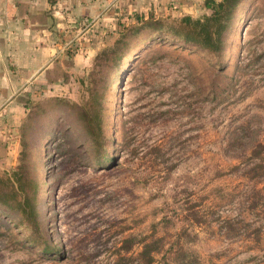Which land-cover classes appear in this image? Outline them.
Masks as SVG:
<instances>
[{
  "label": "rangeland",
  "instance_id": "obj_1",
  "mask_svg": "<svg viewBox=\"0 0 264 264\" xmlns=\"http://www.w3.org/2000/svg\"><path fill=\"white\" fill-rule=\"evenodd\" d=\"M206 10L121 3L112 27L90 17L64 33L68 56L90 55L60 66L66 92L25 80L0 141V192H27L36 217L0 203V264H264V0L239 1L221 53L176 38L180 16ZM136 14L160 26L111 60L92 136L94 55Z\"/></svg>",
  "mask_w": 264,
  "mask_h": 264
},
{
  "label": "crops",
  "instance_id": "obj_2",
  "mask_svg": "<svg viewBox=\"0 0 264 264\" xmlns=\"http://www.w3.org/2000/svg\"><path fill=\"white\" fill-rule=\"evenodd\" d=\"M163 1L0 0V141L9 140L10 133L4 128L17 122L22 111L17 94L25 80L42 82L45 84L43 89L50 92H66L71 68L63 70L69 72L68 81L64 83L60 66L67 65V59L90 56L77 52L68 56L64 33L93 17L98 21L102 19L100 31L107 25L112 27V19L121 10V3L129 10L145 12ZM177 5L180 9L191 8L194 13L207 11L203 0H182L181 3L177 0Z\"/></svg>",
  "mask_w": 264,
  "mask_h": 264
},
{
  "label": "trees",
  "instance_id": "obj_3",
  "mask_svg": "<svg viewBox=\"0 0 264 264\" xmlns=\"http://www.w3.org/2000/svg\"><path fill=\"white\" fill-rule=\"evenodd\" d=\"M240 0H203V5L209 10L201 16L192 17L189 14L180 16L175 32L176 38L183 43L193 44L209 51L221 53L226 46V36L230 29V21L232 14ZM136 16L137 24L130 26L126 31H122L120 35L114 38L109 47L100 49L94 55V63L88 72V81L86 90L88 93L85 113L86 124L84 130L92 136L100 135L101 121L103 117V98L106 94L108 78L110 74L111 60L119 61L129 51V42L127 36L137 35L142 27H150L152 30L160 26V20L149 18L143 19ZM168 33V32H167ZM170 33V32H169ZM118 63V62H117ZM256 145H261L259 141ZM19 174V173H18ZM17 176V173H16ZM15 176V177H16ZM18 189L24 190L21 186L20 177H16ZM0 203L4 206L14 207L18 209L27 219L35 220L36 204L35 201L27 195V192H11L9 194H1ZM149 255L147 262L152 260Z\"/></svg>",
  "mask_w": 264,
  "mask_h": 264
}]
</instances>
